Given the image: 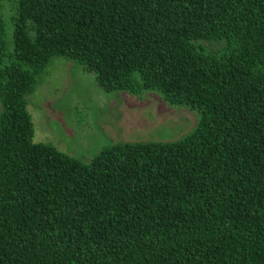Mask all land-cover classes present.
<instances>
[{
  "label": "trees",
  "instance_id": "trees-1",
  "mask_svg": "<svg viewBox=\"0 0 264 264\" xmlns=\"http://www.w3.org/2000/svg\"><path fill=\"white\" fill-rule=\"evenodd\" d=\"M53 58L195 122L90 158L36 142ZM0 264H264V0H0Z\"/></svg>",
  "mask_w": 264,
  "mask_h": 264
},
{
  "label": "rangeland",
  "instance_id": "rangeland-1",
  "mask_svg": "<svg viewBox=\"0 0 264 264\" xmlns=\"http://www.w3.org/2000/svg\"><path fill=\"white\" fill-rule=\"evenodd\" d=\"M34 141L90 158L118 141L166 142L189 130L195 112L154 92H106L74 61L53 58L27 97Z\"/></svg>",
  "mask_w": 264,
  "mask_h": 264
}]
</instances>
